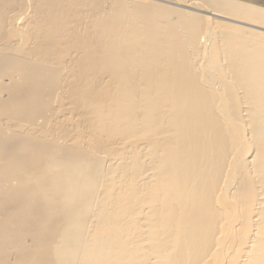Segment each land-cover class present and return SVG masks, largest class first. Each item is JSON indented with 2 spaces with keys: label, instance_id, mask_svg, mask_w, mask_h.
<instances>
[{
  "label": "bare ground",
  "instance_id": "bare-ground-1",
  "mask_svg": "<svg viewBox=\"0 0 264 264\" xmlns=\"http://www.w3.org/2000/svg\"><path fill=\"white\" fill-rule=\"evenodd\" d=\"M0 264H264V7L0 0Z\"/></svg>",
  "mask_w": 264,
  "mask_h": 264
},
{
  "label": "rangeland",
  "instance_id": "rangeland-1",
  "mask_svg": "<svg viewBox=\"0 0 264 264\" xmlns=\"http://www.w3.org/2000/svg\"><path fill=\"white\" fill-rule=\"evenodd\" d=\"M149 1H152V0H149ZM240 1H244V2H247V3H251V4L256 5V6L264 7V0H240ZM154 2H157V3H160V4L163 3L165 5L168 4V3H165V2H162V1H154ZM168 6L174 7V5L173 6L172 5H168ZM174 8H178V7H174ZM190 12L198 13V12H195V11H190ZM198 14H201V13H198Z\"/></svg>",
  "mask_w": 264,
  "mask_h": 264
}]
</instances>
